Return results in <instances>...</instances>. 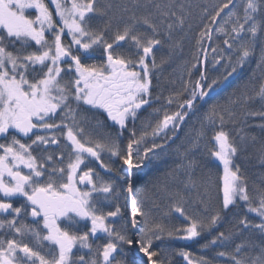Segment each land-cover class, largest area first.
Masks as SVG:
<instances>
[{"label":"snow or ice","instance_id":"obj_1","mask_svg":"<svg viewBox=\"0 0 264 264\" xmlns=\"http://www.w3.org/2000/svg\"><path fill=\"white\" fill-rule=\"evenodd\" d=\"M50 2L0 0V264H264V173L237 163L259 144L264 165L245 130L264 134V0ZM186 42L180 87L155 92ZM253 58L259 75L210 103ZM197 113L176 166L141 187Z\"/></svg>","mask_w":264,"mask_h":264},{"label":"trees","instance_id":"obj_2","mask_svg":"<svg viewBox=\"0 0 264 264\" xmlns=\"http://www.w3.org/2000/svg\"><path fill=\"white\" fill-rule=\"evenodd\" d=\"M46 2L49 3L50 9L54 13V6L51 5L50 0H46ZM191 53H192V45L190 43H185V50L183 55V60L177 59L175 60L174 64L170 67L168 65L164 66V71L160 75L159 80V86L154 90L155 92H163L164 95H167L169 91H172L173 89L180 87V76L183 74V67L184 62L191 60ZM159 55V54H158ZM99 59V57H98ZM257 64V58H253L252 61L246 65V67L242 70H239L232 78L229 79L224 85H222L220 88H218L214 93H212V100L210 103L214 102H223L227 96L232 93L234 90H237L253 73V71L257 72V75H259V72L256 68ZM175 69V70H173ZM215 75H218L214 70L211 69V65L209 64V77H213ZM195 78V73H194ZM175 80V83H169V81ZM154 85L157 84V81L153 80ZM158 106V105H157ZM207 105H205V108ZM151 111V109H149ZM202 119V113H197L195 116H192L191 119L187 122V127L183 129V131L179 134L180 139H178L174 144H172V147L168 149L167 153L163 155L162 158L158 160H154L152 164L144 171V173L141 174L140 179V186H146L149 185V182L156 177H162L164 172L171 170V168L176 166V163L178 162V152L179 149L180 152L183 151V145H186L188 141L190 140L191 136L195 134V131L200 128V121ZM259 118H250L249 123H258ZM137 127H139V122H137ZM230 129L233 130V135L235 134V129L232 125L228 126ZM236 127H239L237 125ZM247 132L256 134L257 136L264 138V134L260 132V130L256 127H251L245 129ZM127 135V133H125ZM258 148L259 144L256 145L255 148L249 147L247 152L242 153L237 158V163H239L242 166V170L245 172V174L248 176L249 181H257L259 182L260 176L262 173H264V165H261L257 159L258 157ZM202 163H205V161L202 159ZM98 168V165H96ZM208 168L211 169L213 173V185L211 187L210 195L212 197V202H216V195H217V186L218 183V177L222 174V166L219 165V162H212L211 164H208ZM99 170V169H98ZM207 170V169H206ZM101 172L103 170H100ZM150 186V185H149ZM161 209H153V214L157 216V218L160 217L161 210L165 209L167 206V201L162 200L161 202ZM151 206L150 204L148 205ZM242 211V209H241ZM173 223H179L178 220H173ZM227 227V225H225ZM223 230V229H222ZM210 239V236L205 235L201 243L204 241ZM171 248L173 249H185L191 251L194 255L201 254L200 248L197 244H185L184 242L175 241L172 242ZM207 256H211L212 252H206L204 253ZM171 264H186V261L183 260L182 257L179 255H173L170 254Z\"/></svg>","mask_w":264,"mask_h":264}]
</instances>
